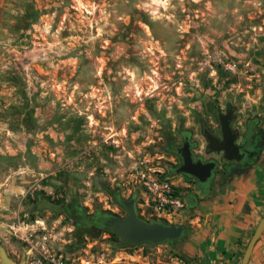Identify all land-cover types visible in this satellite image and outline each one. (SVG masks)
<instances>
[{
  "label": "rangeland",
  "instance_id": "374dc122",
  "mask_svg": "<svg viewBox=\"0 0 264 264\" xmlns=\"http://www.w3.org/2000/svg\"><path fill=\"white\" fill-rule=\"evenodd\" d=\"M228 104L235 126L264 118V0H0V247L18 264L179 260L106 231L77 245L56 207L124 217L110 191L136 199L154 170L179 183L169 143L189 130L207 156L201 122Z\"/></svg>",
  "mask_w": 264,
  "mask_h": 264
},
{
  "label": "crops",
  "instance_id": "0c3cea01",
  "mask_svg": "<svg viewBox=\"0 0 264 264\" xmlns=\"http://www.w3.org/2000/svg\"><path fill=\"white\" fill-rule=\"evenodd\" d=\"M259 121L263 132L259 152L249 163L232 170L227 179L206 192L189 185L183 176L181 183L173 182L180 189L184 205L172 223L184 225L186 233L169 242L181 256L169 264H240L264 215V118ZM247 264H264V233Z\"/></svg>",
  "mask_w": 264,
  "mask_h": 264
},
{
  "label": "water",
  "instance_id": "95a60500",
  "mask_svg": "<svg viewBox=\"0 0 264 264\" xmlns=\"http://www.w3.org/2000/svg\"><path fill=\"white\" fill-rule=\"evenodd\" d=\"M234 107L228 104L225 112L216 111L215 116L220 125L221 139L215 136L207 127L202 129V134L206 140V148L209 152H221L225 160L240 161L243 152L235 143L236 134L231 127L234 118ZM189 130H182L183 143L175 148V152L181 157L179 166L172 167V173L185 174L194 177L198 181V187L202 192L209 189V179L212 169L215 166L213 160L203 161L200 157L193 160L189 141ZM135 199L124 200L123 205L126 210L124 217L111 216L107 220L109 227L132 244L149 242L152 244L171 242L179 240L185 236V226L178 223H163L158 221H146L138 216ZM264 233V215L259 220L253 234L251 235L244 250L240 264H247L253 247L258 238ZM1 264H18L11 260L3 248L0 247ZM23 264V263H19Z\"/></svg>",
  "mask_w": 264,
  "mask_h": 264
},
{
  "label": "flooded vegetation",
  "instance_id": "af4514ba",
  "mask_svg": "<svg viewBox=\"0 0 264 264\" xmlns=\"http://www.w3.org/2000/svg\"><path fill=\"white\" fill-rule=\"evenodd\" d=\"M234 112H235V108H234L233 114ZM235 121H236V116L234 114V118L231 121L230 125L236 134L235 143L239 146L240 151L243 152V156L241 157L239 162L235 160H231V161L225 160L223 158L222 151L221 152H209L206 148V145L204 147V153L207 156H205L201 150H197V147H198L197 140L192 138V132L189 131L190 133L189 141H190V148H191L192 155H193V160H196L198 157H200L203 161L213 160L215 162V166L212 169V175L209 179V188L212 185H214L216 182L227 179L229 173L232 172V170H234L235 168L249 163L255 157V155L259 152L262 146L263 132H262V127L260 126L259 117H254V118H250L246 120L244 123V126L242 127L235 126L234 125ZM205 127H207L215 136L221 139V131H220L219 122H217V125L214 128L213 127L209 128L206 122L202 121L201 128L203 129ZM180 136H181V143L178 144L177 146H180L183 143L182 130L180 131ZM168 150L171 151V145H169ZM176 158L178 159V161L172 167L179 166L182 162V159L180 156H176ZM181 176H183V178L187 181L189 185H193L196 188L198 187V181L194 177L185 175V174H181ZM63 208L67 212V214L71 216L73 224L76 229L85 228V225L89 224V220L86 216L88 213L84 212V209L80 206L79 203L72 202L71 204H64ZM92 231L94 232V234H97V235L100 234L101 232H104V231H101V228L98 225H96V230L92 229ZM85 237H87V235H85Z\"/></svg>",
  "mask_w": 264,
  "mask_h": 264
},
{
  "label": "built area",
  "instance_id": "2783aa9c",
  "mask_svg": "<svg viewBox=\"0 0 264 264\" xmlns=\"http://www.w3.org/2000/svg\"><path fill=\"white\" fill-rule=\"evenodd\" d=\"M141 181L143 184L135 200L144 207L147 221L172 223L171 219L179 215L184 205L178 186L160 170L143 174Z\"/></svg>",
  "mask_w": 264,
  "mask_h": 264
},
{
  "label": "trees",
  "instance_id": "16d2710c",
  "mask_svg": "<svg viewBox=\"0 0 264 264\" xmlns=\"http://www.w3.org/2000/svg\"><path fill=\"white\" fill-rule=\"evenodd\" d=\"M214 114H215V111H214ZM169 145H171V152H173L176 156H178L177 153L175 152V148L177 145L174 142H170ZM168 149H169V147H168ZM110 194L114 198L115 202L120 207L124 208L123 201L125 199L120 195L118 189L111 190ZM58 207H59V209L64 207V203L61 204L59 201L56 208H58ZM86 216L89 220V224H86L85 228L75 230V240L78 243L77 245H80V243L83 241L85 235H88V236H95L96 235L92 231V229L96 230V225H98L101 228V231L108 232L110 237L113 239V241L117 243L118 247H126V246L136 245V244L130 243L129 241H127L125 238H123L119 234H116L107 224V220L111 216H117V214L111 212L110 210H103V211H97L94 213H88ZM145 243H149V242H145ZM150 244H152V243H150Z\"/></svg>",
  "mask_w": 264,
  "mask_h": 264
}]
</instances>
